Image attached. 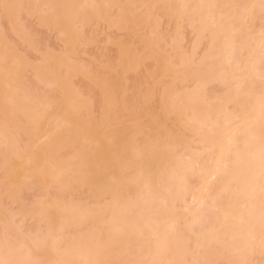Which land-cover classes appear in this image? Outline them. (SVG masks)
<instances>
[{
	"label": "rangeland",
	"instance_id": "rangeland-1",
	"mask_svg": "<svg viewBox=\"0 0 264 264\" xmlns=\"http://www.w3.org/2000/svg\"><path fill=\"white\" fill-rule=\"evenodd\" d=\"M254 1L0 6V253L2 245L11 251L2 252L7 260L78 264L77 253L89 264H264V244L253 250L236 213L240 197L253 196L248 202L259 206L250 227L257 217L264 240V199L261 188L251 190L261 185L254 171L262 158L246 153L251 141L264 143V117L256 127L262 138L249 139L264 99L262 74L252 77V67L264 72V64H251L264 29ZM247 156L255 166L249 175Z\"/></svg>",
	"mask_w": 264,
	"mask_h": 264
},
{
	"label": "bare ground",
	"instance_id": "bare-ground-1",
	"mask_svg": "<svg viewBox=\"0 0 264 264\" xmlns=\"http://www.w3.org/2000/svg\"><path fill=\"white\" fill-rule=\"evenodd\" d=\"M185 1H186V0H185ZM189 1H190V0H189ZM211 1H212V0H211ZM222 1H223V0H222ZM249 1H253V0H249ZM255 1H256V0H255ZM255 1H254V3H255ZM182 2H183V1H181V3H182ZM209 2H210V1H209ZM185 3H186V2H185ZM191 3H192V2H191ZM201 3H202V2H201ZM214 3H215V2H212L213 5H214ZM254 3H253V4H254ZM256 3H257L258 5H260V6H259L260 8H263V9H264V6H262V2H261V0H259V2L256 1ZM93 4H94V2H93ZM253 4L250 3L251 6H252ZM257 4H255V5H257ZM186 5H187V4H186ZM258 5H257V6H258ZM91 6H92V5H91ZM93 6H94V5H93ZM184 6H185V4H184ZM209 6H210V5H209ZM233 6H234V5H233ZM251 6H250V7H251ZM234 7H235V6H234ZM234 7H233V8H234ZM92 8H94V7H92ZM186 8L189 9V4H188V7H186ZM186 8H185V9H186ZM208 8H209V7H208ZM213 8H214V7H213ZM231 8H232V7H231ZM231 8H230V9H231ZM247 8H248V7H247ZM252 8H253V7H252ZM254 8H255V7H254ZM223 9H224V7H223ZM230 9H229V10H230ZM209 10H210V9H209ZM221 10H222V8H221ZM250 10H251V8H250ZM210 11H211V10H210ZM244 12L246 13L247 10L244 11ZM206 13H207V12H206ZM208 13H209V12H208ZM210 13H211V12H210ZM242 13H243V12H242ZM247 13L250 14V11L247 12ZM240 15H241V14H240ZM208 16H209V15H208ZM211 16H212V15H211ZM219 16H220V15H219ZM222 16H223V15H222ZM251 16H252V15H251ZM201 17H202V15H201ZM217 17H218V16H216L215 18L217 19ZM247 17H248V15H247ZM249 17H250V15H249ZM249 17H248V18H249ZM236 18H237V20L239 19L237 15H236ZM236 18H235V19H236ZM241 18H243V17L241 16ZM244 19H245V18H244ZM249 19H250V18H249ZM212 20H214V19L211 18V21H212ZM238 21H241V19H239ZM245 21H246V20H245ZM235 22H236V21H235ZM241 23H242V22H241ZM241 23H240V24H241ZM243 23H244V22H243ZM232 24H233V23H232ZM234 24H235V23H234ZM244 24H245V23H244ZM242 25H243V24H242ZM245 26H246V25H245ZM235 28H236V27H235ZM221 31H222V30H221ZM230 31H231V30H229V33H230ZM261 31H262V33H261ZM261 31H260V35H259L260 37L258 38V40L255 39L257 43L254 42L255 40L253 41V39H252V40H249V42L251 41V43H252V41H253L254 44H252V45H253V46L255 45V47H256L257 44H258V46L256 47V48H258V49L255 48V49L257 50V52H258V50H259V48H260L259 53H257V52L254 50L256 53L253 51L254 55H253L252 52H251V55H253L254 58H257V60H258V57H257L258 54H260L259 56L262 57V58L260 57L261 59L259 58L258 61L255 59L257 62H254V61H255L254 59L251 60L252 63H251V62H250V63L252 64V66H253V63H255V64L258 63L260 66H262L261 64H264V63H263V62H264V29H262ZM225 32H226V31H225ZM225 32H224V33H225ZM224 33H222V34H224ZM226 34H228V32H227ZM222 36H223V35H222ZM235 36H236V34H235ZM235 36H234V37H235ZM234 37H233V38H234ZM257 37H258V36H257ZM226 38H227V37H226ZM255 38H256V37H255ZM223 39H224V38H223ZM223 39H222V40H223ZM222 40H221V41H222ZM232 41H233V40H232ZM232 41H231V39H230V42H232ZM230 42H227L228 45H230V44H229ZM219 43H220V41H219ZM224 43H225V42H224ZM227 43H226V44H227ZM255 43H256V44H255ZM228 45H227V47H228ZM233 46H235V45H233ZM225 47H226V46H225ZM227 47H226V48H227ZM230 48H232V47H230ZM228 49H229V47H228ZM234 49H235V48H234ZM234 49H233V50H234ZM231 51H232V50H231ZM228 53H229V52H228ZM229 54H230V53H229ZM232 55H233V54H232ZM232 55H231V56H232ZM229 57H230V56H229ZM226 58H227V57H226ZM251 59H252V58H251ZM260 60H262V61L260 62ZM231 61H232V60H231ZM248 62H249V61H248ZM259 62H260V63H259ZM228 63H229V62H228ZM230 63H231V62H230ZM226 64H227V63H226ZM251 64H250V65H251ZM228 65H229V64H228ZM256 65H257V64H256ZM224 66H225V65H224ZM224 66H223V67H224ZM254 66H255V65H254ZM255 67H257V66H255ZM255 67H252L253 70H252V68H251V70L255 73V74L253 73L254 75H253L252 77L255 76V79H256V76H257V78H258L259 74H260V75L262 74V76H260V78H264V75H263L264 72H262V68H261V67H258V68H260V69H259L260 73H258L259 71H258V69L255 68ZM245 68H246V67H245ZM245 68H244V70H245ZM225 70H226V68H225ZM248 70H249V69H248ZM256 70H257V72H256ZM207 71H208V70H207ZM238 71H239V70H238ZM238 71H237V72H238ZM209 72L211 73V71H209ZM209 72H208V73H209ZM239 72H240V71H239ZM249 72H250V71H249ZM261 72H262V73H261ZM228 73H229V71H228ZM251 73H252V72H251ZM256 73H258V74H256ZM226 74H227V73H226ZM210 75H211V74H210ZM228 75H229V74H228ZM247 75H248V74H247ZM207 77H208V76H207ZM240 77H241V76H240ZM236 79H237V78H236ZM239 79H240V78H239ZM244 79H245V78H244ZM253 80H254V79H253ZM244 81H245V80H244ZM253 82H256V81L254 80ZM257 82H258V81H257ZM246 83H247V82H246ZM260 84H261V83H260ZM244 85H245V84L243 83V87H244ZM236 87H237V86H236ZM244 88H246V87H244ZM246 89H247V88H246ZM242 90H243V88H242ZM244 90H245V89H244ZM262 91H263V90H262ZM235 93H236V92H235ZM235 93H234V94H235ZM237 93H238V92H237ZM241 93H242V92H241ZM252 93H253V91H252ZM261 93H262V92H261ZM261 93H260V94H261ZM242 94H243V93H242ZM256 94H257V93H256ZM235 95H236V94H235ZM239 96H240V95H239ZM254 96H255V98H253ZM254 96H253L252 98H253L254 103H255V100H256V102H257V99H256V98H257V95H254ZM258 96L260 97V98L258 97V100L260 101V99H263V98H264V97H261V96H264V92H263V95L260 96V95L258 94ZM235 97H236V96H235ZM242 97H243V96H242ZM239 98H240V97H239ZM252 98H251V99H252ZM240 99H241V98H240ZM251 99H250V100H251ZM233 100H234V99H233ZM240 102H241V101H240ZM247 102H248V101H247ZM261 102H262V103H261ZM261 102H260V105L262 104V105H261V108H262V107H263V108H262V109L260 108L261 110L259 109V112H258L257 114L254 113L253 118L251 117L252 120H251L250 122H251V125L254 126V128H255V129L252 128V129L255 130V132L253 133V132H250V131H249L250 134H252V136H251L252 138L249 137V136H250L249 134H248L249 136L247 135V136L249 137V139H255L256 137H259V136L261 137V135H260L261 132L258 133V128L261 129V127H260V126L262 125L261 121H262V119H263V117H264V99H263V101H261ZM255 105H256V104H255ZM260 105H258V107H259ZM241 106H242V105H241ZM45 107H46V106H45ZM253 108H254V107H253ZM255 108H256V107H255ZM241 109L243 110V108H241ZM245 109H246V108H245ZM250 110H252V109H250ZM253 110L255 111V109H253ZM253 110H252V111H253ZM248 111H249V110H248ZM252 111H251V112H252ZM256 111H258V110L256 109ZM245 112H246V111H245ZM218 113H219V112H218ZM220 113H221V112H220ZM241 113H242V112H241ZM247 114H249V113H247ZM247 114H246V116H247V118H248L249 115H247ZM244 115H245V113H244ZM244 115H242V116H244ZM251 115H253V114L251 113ZM218 116H219V115H218ZM225 117H227V116H224V118H225ZM240 117H241V116H240ZM249 117H250V116H249ZM219 118H220V117H218V120H219V122H220V119H221V118H220V119H219ZM235 118H236V117H235ZM208 119H209V118H208ZM222 119H223V118H222ZM222 119H221V120H222ZM236 119H237V118H236ZM245 119H246V117L244 118V121L247 120V119H246V120H245ZM249 119H250V118H249ZM215 120H216V119H215ZM234 120H235V119H234ZM237 120H238V119H237ZM222 121L224 122L225 120H222ZM244 121H243V122H244ZM214 122H215V121H214ZM214 122H213V123H214ZM210 123H211V122H210ZM210 123H209V124H210ZM224 123H225V122H224ZM205 124H206V123H205ZM216 124H217V122H216ZM218 124H219V123H218ZM263 124H264V123H263ZM214 125H215V124H214ZM221 125H222V123H221ZM242 125H243V124H242ZM249 125H250V124H249ZM252 126H251V127H252ZM257 126H258V128H256ZM210 127L213 128V125L211 124ZM210 127H209V129H210ZM215 127H216V126H215ZM242 127H243V126H242ZM248 127H249V126H247L246 128L248 129ZM230 128H231V127H230ZM236 128H237V127H236ZM234 129H235V128H234ZM249 129L251 130V128H249ZM210 130H211V129H210ZM213 130H214V129H213ZM215 130H216V129H215ZM235 130H236V129H235ZM235 130H233V132H234ZM242 130H243V129H242ZM242 130H241V133H242ZM256 130H257V132H256ZM263 130H264V129H263ZM252 131H253V130H252ZM243 132H245V131H243ZM246 132H247V131H246ZM249 132H248V133H249ZM211 134H212V133H211ZM228 134H229V132H228ZM231 134H232V133H231ZM238 135H240V134H238ZM258 135H259V136H258ZM262 135L264 136V133H263ZM231 136H232V135H231ZM231 136H230V138H228V139H230V141H232V139H231L232 137H233V139H234V136H232V137H231ZM235 136H236V135H235ZM240 136H241V135H240ZM247 136H246V139L248 138ZM237 138H239V137H237ZM237 138H236V139H237ZM261 138H262V137H261ZM236 139H235V140H236ZM244 139H245V138H244ZM257 139H258V138H257ZM257 139H256V140H257ZM225 140H226V139H225ZM242 140H243V139H242ZM247 141H249L248 143H249V145H250V140L247 139ZM247 141L244 142V143H247ZM257 141H258V140H257ZM257 141H256V143H255V141H254L253 143H252V141H251V144H255V145L253 146V147H254V150H255V152H256L255 154H254V152L251 153V151H253V150H252L253 147H251V146H250V147H251L252 149L249 147V148H250V150H249L250 153H248L249 151H247V152L244 151V152H246L248 155L250 154V155H249L250 158H251L252 156H254L253 158H255V157H256V158H259V157L262 158V154L264 153V151H263L262 153H260L261 150H259V149H260V147H263V148H264V143L260 144L261 142H257ZM260 141H261V140H260ZM236 142H238V141H236ZM262 142H263V141H262ZM232 143H233V142H232ZM232 143L230 144L231 147H228V148H232V147H233V148H234V147L236 148V146H233V145H235V144L237 145V143H235V144H233V145H232ZM244 143H243V144H244ZM258 143H259V144H258ZM227 144H229V143H227ZM227 144H225V145H227ZM230 145H228V146H230ZM244 145H245V144H244ZM247 145H248V144H247ZM249 145H248V146H249ZM259 145H260V146H259ZM241 146H242V145H241ZM224 147H225V146H224ZM246 147H247V146H246ZM246 147H245L244 149H246ZM223 149H224V148H223ZM257 149H258V150H257ZM261 149H262V148H261ZM232 150H233V149H232ZM166 151H167V150H166ZM258 151H259V152H258ZM228 152H230V151L228 150ZM236 152H237V153H238V152L241 153V151H236ZM168 153H169V152H168ZM224 153H226V152H224ZM237 153L234 152V154H236V155H237ZM240 153H238V156H239ZM231 154H233V153H231ZM241 154H242V153H241ZM241 154H240V155H241ZM247 154H246V155H247ZM251 154H253V155H251ZM256 154H260L261 156H260V155L257 156ZM166 155H167V154H166ZM168 155H169V154H168ZM228 156H229V155H228ZM243 156H244V153H243ZM151 157H153V156H151ZM222 157H223V155H222ZM247 157H248V156H247ZM247 157H246L245 159L249 162L251 159H250L249 157H248V159H247ZM156 158H157V157H156ZM241 158H242V157H241ZM157 159H159V157H158ZM222 159H223V158H222ZM227 159H228V158H227ZM242 159H243V158H242ZM242 159H241V161H242ZM245 159H244V160H245ZM249 159H250V160H249ZM155 160H156V159H155ZM162 160H163V158H162ZM216 160H217V159H216ZM220 160H221V159H220ZM229 160H230V159H229ZM254 160H255V159H254ZM152 161H154V159H153ZM152 161H151V162H152ZM157 161H158V160H157ZM218 161H219V159H218ZM231 161H233V160H231ZM257 161H258V160H257ZM257 161H256V162H257ZM158 162H159V161H158ZM248 162H247V163H248ZM156 163H157V162H156ZM162 163H164V162L162 161ZM221 163H222V162H221ZM224 163H225V162H224ZM233 163H234V162H233ZM251 163H252V165H253L254 162H253V161H250V163L247 164V165H249L248 167H247V165H245V166L247 167V170H246L247 172L250 171V170H249L250 168H252V167L250 166ZM167 164H168V163H167ZM240 164H241V163H240ZM158 165H159V163H158ZM219 165H220V164H219ZM154 166H155V164H154ZM156 166H157V165H156ZM156 166H155V167H156ZM163 166H164V165H163ZM163 166H162V167H163ZM217 166H218V164H217ZM227 166H228V165H227ZM232 166H233V165H232ZM240 166H242V165H240ZM256 166H257V165H256ZM157 167H158V166H157ZM164 167H165V166H164ZM218 167H219V166H218ZM223 167H224V166H223ZM246 167H245V169H246ZM253 167H255V166L253 165ZM145 168H146V167H145ZM160 168H161V167H160ZM151 169H152V168H151ZM257 169L259 170L258 173H257ZM142 170H143V169H142ZM149 170H150V169H149ZM243 170H244V169H243ZM146 171H147V170H146ZM154 171H155V170H154ZM154 171H152V174H153ZM161 171H163V170H161ZM218 171H219V168H218ZM240 171H241V169H240ZM244 171H245V170H244ZM246 171H245V172H246ZM251 171H252V170H251ZM251 171L248 172V175H249V173H251ZM142 172H143V171H142ZM156 172H157V171H156ZM215 172H216V171H215ZM247 172H246V174H247ZM254 172H256V174L258 175V177H257V176H256V177L261 179V163L258 164V168H256V170H255ZM148 173H149V177H150V175H152V174H150L149 171L147 172V174H148ZM221 173H222V172H221ZM221 173H220V174H221ZM145 174H146V173H145ZM162 174H163V173H162ZM171 174H172V173H171ZM215 174H216V173H215ZM217 174H218V173H217ZM217 174H216V176H215L216 178H217ZM226 174H227V173H226ZM240 174H242V176H243V175H244L243 171L240 172ZM252 174H253V173H252ZM166 175H167V174H166ZM169 175H170V174H169ZM169 175L166 176V177L168 178ZM248 175H247V176L245 175V177H248V178H249ZM143 176H144V175H143ZM145 176H146V175H145ZM176 176H177V175H176ZM242 176H241V177H242ZM253 176H254V175L250 176V180H252V179L254 178ZM151 177H153V176H151ZM170 177H171V175H170ZM241 177H240V178L238 177V179L242 181V178H243V177H242V178H241ZM252 177H253V178H252ZM150 179H151V178H150ZM245 179H247V178H245ZM164 180H165V179H164ZM167 180H168V179H166V181H167ZM150 181H151V180H150ZM162 181H163V180H162ZM171 181H172V180H171ZM235 181H236V180H235ZM253 181H254V179H253ZM257 181H259V179H257ZM174 182H175V181H174ZM242 182H243V181H242ZM244 182H245V180H244ZM255 182H256V180H255ZM255 182H254V183H255ZM236 183H238V182H236ZM250 183H251V184H250ZM247 184H250V187L248 186V188L251 189L253 182H252V181H251V182H247ZM256 184H257V185H260V182H259V184L256 182V183L254 184V186H253V189H251V190L253 191V194H255V195H256V193H257V190H258L259 188H261V185L255 187ZM146 185H147V184H146ZM167 185H168V183H167ZM167 185H166V187H167ZM169 185H170V184H169ZM211 185H212V184H211ZM207 186H208V185H207ZM244 186H246L245 183H244V185H243L242 187H244ZM164 187H165V186H164ZM211 187H212V186H211ZM238 187H239V186H238ZM246 187H247V186H246ZM246 187L243 188V189H244V190L246 189L247 191H246V190H245V191L248 192L249 190H248V188H246ZM258 187H259V188H258ZM151 188H152V187H151ZM171 188H172V186H171ZM254 188H255V189L258 188V189L256 190L255 193H254ZM144 189H145V187H144ZM184 189H185V188H184ZM208 189H210V188H208ZM163 190H164V189H163ZM170 190H171V189H170ZM170 190H169V191H170ZM239 190L241 191V189H239ZM164 191H165V190H164ZM252 191H250L251 193L249 192V193H250L249 196L252 195ZM259 191H260V190H259ZM165 192H166V191H165ZM185 192H186V191H185ZM209 192H210V191H209ZM243 193H244V191H243ZM239 194H240V193H239ZM247 194H248V193H244V195H245V196H244V197H245V200H243V199H244L243 197H240L241 199L238 198V199H239L238 202H241V201H242V202H241L240 204H239V203L237 204V206L239 207V209H238L239 212H236L238 216H237V215H234V216H237V218L240 217L239 219H237V221L239 220L238 225H239V223H240L243 227H245V226H244L245 224L247 225L246 227L249 229V231H248V229H247V231H248L247 233H248L249 239L253 241V247H252V248H253V250H254L255 247L259 248L258 246L264 244V240H261V238L258 239L257 236H256V234H257V233H256V229H257V224H258L257 221H256L257 217H256V219L254 218L255 220L253 219V221H254V222H253L254 227H253V228L250 227V225H251L250 223H252V218H253L252 215H253V213H254V215H256L255 212H256L257 210L255 211V209H254L255 207L253 206V204H254V201H253V200L251 201V202H253V203L248 202V201H249L250 199H252V198L255 200V198H254L253 196H252V197L250 196V197H251V198H250V197H248ZM257 194H258V193H257ZM246 195H247V197H246ZM260 195H261V192H260ZM260 195H259V196H260ZM142 196H143V195H142ZM145 196H146V194H145ZM167 196H168V195H167ZM242 196H243V195H242ZM257 196H258V195H257ZM238 197H239V196H238ZM242 198H243V199H242ZM247 198H248V199H247ZM205 199H206V198H205ZM203 200H204V199H203ZM240 200H241V201H240ZM143 201H144V200H143ZM144 203H145V202H144ZM201 203H202V202H201ZM201 203H200V204H201ZM242 203H243V204H242ZM263 203H264V202H263ZM122 205H123V204H122ZM254 205H257V204L255 203ZM152 206H153V205H152ZM240 206H241V207H240ZM252 206H253L254 208H253ZM257 206H259V205H257ZM117 207H118V206H117ZM117 207H116V208H117ZM123 207H124V206H123ZM151 208H152V207H151ZM234 208H235V207H234ZM236 208H237V207H236ZM240 208H241V210H240ZM251 208H252V209H251ZM122 209H123V208H122ZM124 209H126V208H124ZM253 209H254V210H253ZM234 210H235V209H234ZM236 210H237V209H236ZM236 210H235V211H236ZM251 210H253V211H251ZM64 211H65V210H64ZM66 211H67V210H66ZM66 211H65V212H66ZM117 211H118V210H117ZM131 211H132V210H131ZM131 211H130V209H129V212H131ZM230 211H231V210H230ZM120 212H121V209H120ZM129 212H127V213L130 214ZM148 212H150V211H148ZM251 212H253V213H251ZM257 212H258V211H257ZM124 213H125V212H124ZM124 213H122V214H124ZM228 213H229V212H228ZM228 213H225V214H227V216H228ZM230 213H231V212H230ZM233 213H234V212H233ZM233 213H232V214H233ZM238 213H239V214H238ZM113 214H114V213H113ZM117 214H119V213L117 212ZM146 214H147V213H146ZM65 215H66V214H65ZM69 215H70V214H69ZM132 215H133V214H132ZM132 215H130V216H132ZM115 216H116V215H115ZM115 216H114V217H115ZM117 216H118V215H117ZM117 216H116V217H117ZM130 216H126V217H130ZM225 216H226V215H225ZM63 217H64V216H63ZM67 217H69V216H67ZM70 217H71V216H70ZM119 217H123V216H120V215H119ZM229 217H230V216H229ZM231 218H232V216H231ZM122 219H123V218H122ZM126 219H127V218H126ZM131 219H132V217H131ZM143 219L145 220V218H143ZM229 219H230V218H229ZM233 219H236V218H232V220H233ZM115 220H116V219H115ZM117 220H118V217H117ZM124 220H125V219H124ZM232 220H231V221H232ZM118 221H119V220H118ZM226 221H227V220H226ZM255 221H256V222H255ZM259 221H260V220H258V222H259ZM64 222H65V221H64ZM120 222H121V221H120ZM127 222H128V220H127ZM227 222H228V221H227ZM241 222H242L244 225H243ZM68 223H69V222H68ZM115 223H116V222H115ZM117 223H118V222H117ZM117 223H116V224H117ZM124 223H125V221H124ZM158 223H159V222H158ZM228 223H229V222H228ZM254 223H257V224H256V229H255V224H254ZM65 224H66V223H65ZM116 224H115V225H116ZM120 224H121V223H120ZM122 224H123V223H122ZM126 224H127V223H126ZM234 224H235V223H234ZM127 225H128V224H127ZM150 225H152V223H151ZM159 225H160V224H159ZM261 225H262V224H261ZM129 226H131V224H130ZM139 226H141V225H139ZM153 226H154V224H153ZM171 226H172V225H171ZM116 227H117V226H116ZM156 227H157V226H156ZM260 227H261V226H259V228H260ZM124 228H125V227H124ZM138 228H139V227H138ZM225 228H226V227H225ZM238 228H239V226H238ZM238 228H237V229H238ZM126 229H127V228H126ZM130 229H131V228H130ZM142 229H144V228H142ZM133 230H134V229H133ZM148 230H149V228H148ZM174 230H176V228H175ZM226 230H227V229H226ZM226 230H225V231H226ZM228 230H229V229H228ZM230 230H231V229H230ZM245 230H246V229H245ZM257 230H258V229H257ZM259 230H260V229H259ZM118 231H119V230H118ZM118 231H117V232H118ZM126 231H127V230H126ZM140 231H141V230H140ZM153 231H154V230H153ZM176 231H177V230H176ZM243 231H244V229H243ZM127 232H128V231H127ZM150 232H151V231H150ZM240 232H241V231H240ZM240 232H239V233H240ZM244 232H245V231H244ZM259 232H260V231H259ZM120 233H121V232H120ZM124 233H125V231H124ZM131 233H132V232H131ZM145 233H146V232H145ZM151 233H152V232H151ZM245 233H246V232H245ZM260 233L262 234V232H260ZM260 233H259V234H260ZM117 234H118V233H117ZM125 234H126V233H125ZM125 234H124V235H125ZM134 234H135V233H134ZM134 234H133V235H134ZM241 234H242V233H241ZM259 234H258V235H259ZM127 235H128V234H127ZM130 235H131V234H130ZM135 236H137V235H135ZM126 237H128V236H126ZM245 237H246V236H245ZM262 237H264V230H263ZM135 238H136V237H135ZM259 240H260V241H259ZM261 241H262V242H261ZM259 242H260V243H259ZM246 243H248V242H246ZM6 246H7V244H6ZM167 246L169 247V244H168ZM254 246H255V247H254ZM262 246H264V245H262ZM262 246H260V248H261ZM2 247H3V250H4V246H3V245H2ZM2 247H1V248H2ZM6 248H8V250H9V249L11 250V248H9V247H6ZM160 248H161V247H160ZM166 248H167V247H166ZM166 248H165V249H166ZM249 248H250V247H249ZM252 248H251V249H252ZM260 248H259V249H260ZM263 248H264V247H263ZM13 249H14V248H13ZM72 249H73V248H72ZM85 249L89 250V251H87V252L94 251V250H90V249H88V247H86V246H85ZM170 249H171V248H170ZM251 249H249V251H250ZM3 250H2V252H4ZM15 250H16V249H15ZM70 250H71V249H70ZM161 250H162V248L160 249V251H161ZM65 251H66V250H65ZM68 251H69V249H68ZM82 251H84V250H82ZM249 251H248V254L251 253L252 250H251L250 252H249ZM2 252H1L0 254H2ZM7 252L12 253L11 251H7ZM7 252L5 251L4 253L9 254V253H7ZM14 252H15V251H14ZM76 252H77V250H76ZM168 252H171V254H172V253H175V252H172V250H170V251L168 250ZM4 253H3V254H4ZM62 253H63V252H62ZM65 253H66V252H65ZM73 253H74V252H73ZM73 253H72V254H73ZM91 253H92V252H91ZM91 253H90V254H91ZM163 253H164V252H163ZM3 254H2V256H3ZM6 254H5L4 256H6ZM72 254H71V255H72ZM85 254H86V253H85ZM94 254H95V253H94ZM171 254H169V255H171ZM12 255H13V256H12ZM17 255H18V254H17ZM68 255H70V254H68ZM82 255H83V254H82ZM92 255H93V254H92ZM169 255H168V257H170ZM4 256H3V257H4ZM7 256H8V255H7ZM7 256L5 257V259H6V258L9 259V257H7ZM9 256L12 257V258L14 259V256H15V255H14V254H10ZM74 256H75L76 258L78 257L77 259H78L79 262L82 261L83 264H89V263H88V262H89V259H88V258L86 259L88 262H86V260L83 259V257L81 258V256H77V253H76V255H73V257H74ZM83 256H84V255H83ZM89 256H90V255H89ZM20 257H21V256H20ZM87 257H88V256H87ZM93 257H94V256H93ZM168 257H167V258H168ZM15 258H16V257H15ZM60 258H61V257H60ZM76 258H73V259H76ZM79 258H80V260H79ZM173 258H174V256H173ZM175 258H176V255H175ZM177 258H178V256H177ZM2 259H3V258H2ZM70 259H71V258H70ZM73 259H72L71 261H73ZM171 259H172V258H171ZM10 260H11V259H10ZM18 260H19V258H17V260H15V261H18ZM20 260H21V259H20ZM27 260H28V259H27ZM173 260H174V259H173ZM13 261H14V260H13ZM66 261H68V260H66ZM168 261H169V260H168ZM63 262H64V261H63ZM79 262H78V264H79ZM84 262H85V263H84ZM20 264H21V263H20ZM23 264H24V263H23ZM26 264H27V263H26ZM64 264H66V263H64ZM71 264H72V262H71Z\"/></svg>",
	"mask_w": 264,
	"mask_h": 264
},
{
	"label": "snow or ice",
	"instance_id": "snow-or-ice-1",
	"mask_svg": "<svg viewBox=\"0 0 264 264\" xmlns=\"http://www.w3.org/2000/svg\"><path fill=\"white\" fill-rule=\"evenodd\" d=\"M262 6H264V0H261ZM0 6L7 7L6 0H0ZM261 195L262 199H264V154H262L261 159ZM0 264H20L18 261L0 259Z\"/></svg>",
	"mask_w": 264,
	"mask_h": 264
}]
</instances>
